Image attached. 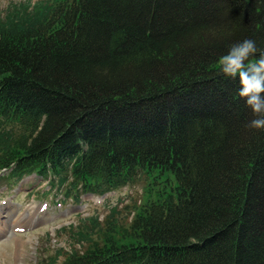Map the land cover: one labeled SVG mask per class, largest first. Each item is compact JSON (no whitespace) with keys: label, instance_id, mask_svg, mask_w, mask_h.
<instances>
[{"label":"trees","instance_id":"obj_1","mask_svg":"<svg viewBox=\"0 0 264 264\" xmlns=\"http://www.w3.org/2000/svg\"><path fill=\"white\" fill-rule=\"evenodd\" d=\"M244 39L254 63L264 0L0 11V181L34 174L77 201L147 181L125 216L80 218L85 248L48 264H264V129L219 64Z\"/></svg>","mask_w":264,"mask_h":264},{"label":"rangeland","instance_id":"obj_2","mask_svg":"<svg viewBox=\"0 0 264 264\" xmlns=\"http://www.w3.org/2000/svg\"><path fill=\"white\" fill-rule=\"evenodd\" d=\"M9 1L0 0V11ZM146 182L99 196L82 194L77 201L64 198L48 179L35 175L11 185L0 181V264H48L58 249L83 250L86 244L80 248L72 238L80 218L99 215L102 220L112 206L125 216L134 203L145 199ZM62 260L59 256L56 264Z\"/></svg>","mask_w":264,"mask_h":264},{"label":"clouds","instance_id":"obj_3","mask_svg":"<svg viewBox=\"0 0 264 264\" xmlns=\"http://www.w3.org/2000/svg\"><path fill=\"white\" fill-rule=\"evenodd\" d=\"M258 51L254 40L244 39L233 44L219 58V64L225 77L238 80V95L256 117L248 127L264 129V52H260L259 59L254 63H246Z\"/></svg>","mask_w":264,"mask_h":264},{"label":"bare ground","instance_id":"obj_4","mask_svg":"<svg viewBox=\"0 0 264 264\" xmlns=\"http://www.w3.org/2000/svg\"><path fill=\"white\" fill-rule=\"evenodd\" d=\"M33 207V206H32ZM30 208V207H29ZM38 208V207H37Z\"/></svg>","mask_w":264,"mask_h":264}]
</instances>
